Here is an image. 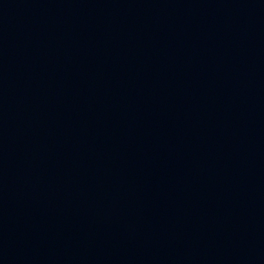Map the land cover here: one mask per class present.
Listing matches in <instances>:
<instances>
[{"label": "water", "instance_id": "obj_1", "mask_svg": "<svg viewBox=\"0 0 264 264\" xmlns=\"http://www.w3.org/2000/svg\"><path fill=\"white\" fill-rule=\"evenodd\" d=\"M0 264H264V0H0Z\"/></svg>", "mask_w": 264, "mask_h": 264}]
</instances>
